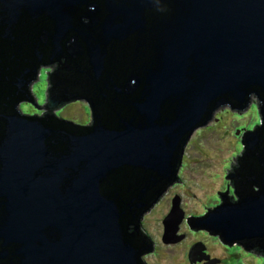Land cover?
I'll use <instances>...</instances> for the list:
<instances>
[{"label":"water","instance_id":"obj_1","mask_svg":"<svg viewBox=\"0 0 264 264\" xmlns=\"http://www.w3.org/2000/svg\"><path fill=\"white\" fill-rule=\"evenodd\" d=\"M52 61L41 105L22 84ZM250 95L260 122L226 173L237 202L220 193L186 224L264 255V0H0V264H145L136 212L176 179L191 131ZM84 98L87 123L48 115ZM178 202L165 243L183 236Z\"/></svg>","mask_w":264,"mask_h":264},{"label":"rangeland","instance_id":"obj_2","mask_svg":"<svg viewBox=\"0 0 264 264\" xmlns=\"http://www.w3.org/2000/svg\"><path fill=\"white\" fill-rule=\"evenodd\" d=\"M39 65L38 74L29 81L31 84H25V88L32 96V99L29 98L31 101L43 105L48 67L52 72L53 66ZM86 105H89L86 99L73 100L56 109L55 113L72 122L87 123L90 114ZM257 108L259 105L254 95H250V107H245L244 112L218 106L213 109L208 121L191 131L179 156L178 180L165 188L157 200L153 198L141 217L143 233L152 244L151 250L142 255L146 264H264L262 257L243 250L242 244L217 241L214 232L194 229L186 224V219L201 216L217 206L220 193L229 190V195H232L226 173L231 172V165L236 164L241 150L240 135L251 131L260 122ZM19 110L30 115L40 114V106L28 100H22ZM176 196L183 211L176 234L183 236L165 243L162 241V220L169 213ZM196 243L199 248L194 249L193 262L188 255ZM199 257L201 259H197Z\"/></svg>","mask_w":264,"mask_h":264},{"label":"flooded vegetation","instance_id":"obj_3","mask_svg":"<svg viewBox=\"0 0 264 264\" xmlns=\"http://www.w3.org/2000/svg\"><path fill=\"white\" fill-rule=\"evenodd\" d=\"M42 65L43 64H50V65H52L53 66V68H54V61H52V62H46V63H41ZM38 66H41V65H39V64H36V66H35V68H34V72H36L35 74H38ZM28 84H29V82H28ZM23 86V88L25 89V84H23L22 85ZM51 88V87H50ZM25 91H27V89L25 90ZM27 93V92H26ZM27 95H28V97L29 98H31L32 99V96H30V94L29 93H27ZM47 98V97H46ZM84 99H86V98H84ZM22 102V100H19V104H18V106L20 105V103ZM70 101H67V102H63L62 104H60V105H57V106H55L53 109H51V113L53 114V116H54V118L56 119V120H59V121H67V122H72V121H69V120H66V119H64V118H62V117H60L59 116V118L54 114V112H55V110L56 109H58V108H62L64 105H66L67 103H69ZM245 108V107H244ZM54 111V112H53ZM23 113V112H22ZM26 114V113H25ZM27 115H29V116H31L30 114H27ZM36 115V114H35ZM37 116H40V114H38ZM235 134L236 135H238L237 134V132H235ZM243 134H241L240 136H242ZM238 156V158L239 157H242L243 155H242V148H241V150H240V153H239V155H237ZM235 165H237V163L235 164ZM229 173H231L230 171H229ZM175 175H176V179L173 181V182H175L176 180H178V176H177V174H176V172H175ZM173 182H169V183H165V188H167L170 184H172ZM228 185H229V187H231V185H230V183H227ZM165 189H159L158 190V192L156 193V195L159 193V195L156 197V200L158 199V197H160V195L163 193V191H164ZM225 193H227V196L230 198V200H232V201H237L236 200V198H235V195H234V193H233V190H232V195H229L230 193H229V190L227 191V192H225ZM155 195V196H156ZM155 196H154V198H155ZM154 200V199H153ZM142 215H143V212H139L138 214H137V217H138V220H139V222H140V225H141V217H142ZM147 240V242L149 243V239H146ZM241 244V243H240ZM152 248V247H151ZM254 254H256V255H258L259 257H262L263 259H264V255L263 254H259V253H254ZM142 257V259H143V256H141ZM143 261H144V259H143ZM145 262V261H144ZM145 264H146V262H145Z\"/></svg>","mask_w":264,"mask_h":264},{"label":"bare ground","instance_id":"obj_4","mask_svg":"<svg viewBox=\"0 0 264 264\" xmlns=\"http://www.w3.org/2000/svg\"><path fill=\"white\" fill-rule=\"evenodd\" d=\"M52 88V87H51ZM25 90H26V88H25ZM14 105H15V109L18 111V112H20V114H22V115H27V114H25V113H22L20 110H19V106H18V104H19V101H14ZM63 103V102H62ZM61 103V104H62ZM57 105H60V104H57ZM56 105V106H57ZM55 107V106H54ZM53 107V108H54ZM51 109L52 108H50V107H48V115H50V116H52L51 118H52V120H56L55 118H54V116H53V114L51 113ZM212 113V112H211ZM211 113H210V116H211ZM27 116H29V115H27ZM35 116H37V115H35ZM209 116V117H210ZM38 117H40V116H38ZM48 118H49V116H48ZM209 119V118H208ZM238 133V132H237ZM180 152H182V147L180 148ZM179 162V161H178ZM178 166V165H177ZM176 170H177V167H176ZM176 172V171H175ZM159 195V193L155 196V198L157 197ZM227 199H229L230 200V198L227 196ZM153 201V200H152ZM237 202V201H236ZM212 209V208H211ZM139 212H136V214H138ZM191 227H193L194 229L195 228H197V229H201V228H198V227H195V226H191ZM210 232H212V231H210ZM226 243V242H225ZM228 244V243H227ZM242 246H243V244H242ZM198 259V258H197Z\"/></svg>","mask_w":264,"mask_h":264},{"label":"trees","instance_id":"obj_5","mask_svg":"<svg viewBox=\"0 0 264 264\" xmlns=\"http://www.w3.org/2000/svg\"><path fill=\"white\" fill-rule=\"evenodd\" d=\"M47 74H52V72L50 71V69H49V67H48V72H47ZM35 76H36V74L34 73V76H32V78H31V80H33L34 78H35ZM30 83V82H29ZM31 84V83H30ZM51 87V84H50V82H49V79H48V77H47V88H50ZM30 91V90H29ZM31 92V91H30ZM31 96V95H30ZM46 97H47V91H46ZM34 99V98H33ZM15 104V103H14ZM54 112V111H53ZM54 114L57 116V114L54 112ZM58 118H59V116H57ZM259 119H260V117H259ZM257 125V124H256ZM255 125V126H256ZM178 161H179V159H178ZM145 235V234H144ZM145 238L147 239V237L145 236Z\"/></svg>","mask_w":264,"mask_h":264}]
</instances>
